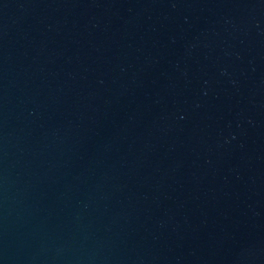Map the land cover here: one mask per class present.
<instances>
[{"label": "water", "instance_id": "obj_1", "mask_svg": "<svg viewBox=\"0 0 264 264\" xmlns=\"http://www.w3.org/2000/svg\"><path fill=\"white\" fill-rule=\"evenodd\" d=\"M0 264H264V0H0Z\"/></svg>", "mask_w": 264, "mask_h": 264}]
</instances>
